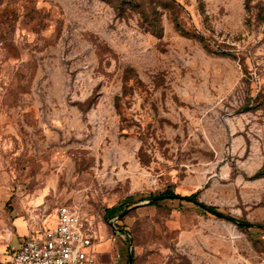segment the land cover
Here are the masks:
<instances>
[{
  "label": "rangeland",
  "instance_id": "1",
  "mask_svg": "<svg viewBox=\"0 0 264 264\" xmlns=\"http://www.w3.org/2000/svg\"><path fill=\"white\" fill-rule=\"evenodd\" d=\"M62 204L97 264H264V0H0V242Z\"/></svg>",
  "mask_w": 264,
  "mask_h": 264
},
{
  "label": "built area",
  "instance_id": "2",
  "mask_svg": "<svg viewBox=\"0 0 264 264\" xmlns=\"http://www.w3.org/2000/svg\"><path fill=\"white\" fill-rule=\"evenodd\" d=\"M95 245L79 209L62 204L53 222L31 231L4 264H97Z\"/></svg>",
  "mask_w": 264,
  "mask_h": 264
},
{
  "label": "crops",
  "instance_id": "3",
  "mask_svg": "<svg viewBox=\"0 0 264 264\" xmlns=\"http://www.w3.org/2000/svg\"><path fill=\"white\" fill-rule=\"evenodd\" d=\"M9 220L11 226L3 233L5 238L0 242V264H4L11 252L18 249L31 232V220L24 218L21 213L12 212Z\"/></svg>",
  "mask_w": 264,
  "mask_h": 264
},
{
  "label": "trees",
  "instance_id": "4",
  "mask_svg": "<svg viewBox=\"0 0 264 264\" xmlns=\"http://www.w3.org/2000/svg\"><path fill=\"white\" fill-rule=\"evenodd\" d=\"M261 173H262V170H259V171L256 172L255 175H256V176H260ZM158 195L161 196V197L156 198V199H152V200L150 201V203H152V204L157 203L158 199H160V198H167V197H169V198H183V197H182V194H179V193L175 192V191H174L173 189H171V188L166 189L163 193L158 194ZM153 196H156V195H153ZM153 196H150V198H152ZM187 196H188V197H187L186 199L196 202L199 206L205 208L206 210H208V211H210V212H212V213L217 214V211H219V210H217V208H216L215 205H209V204H206V203L203 202V201L198 200V198H197V194H196V193H192V194L187 195ZM233 218H234V217H233ZM235 219H236V218H235ZM237 220H238V219H237ZM239 221L241 222V223H239V225H241V226L254 225V224H250L251 222H248V221H243V220H239ZM256 225L261 226L262 224H261V223H258V224H256ZM122 229H123V228H122ZM132 256H133V253L130 254V258H132Z\"/></svg>",
  "mask_w": 264,
  "mask_h": 264
},
{
  "label": "water",
  "instance_id": "5",
  "mask_svg": "<svg viewBox=\"0 0 264 264\" xmlns=\"http://www.w3.org/2000/svg\"><path fill=\"white\" fill-rule=\"evenodd\" d=\"M159 197H161V196L156 195V196H153V197L150 198V199L152 200V199H156V198H159ZM182 197H183V198H187L188 196H187V195H182ZM217 214H219V215H221V216H223V217H225V218H227V219H230V220L234 221V222L237 223V224L241 223L239 220H237V219L233 218L232 216H230V215H228V214H225V213H223V212H221V211H217ZM123 215H124V213H120V214H119L120 217L123 216ZM111 225H112L114 228H116V225H115L114 222H111Z\"/></svg>",
  "mask_w": 264,
  "mask_h": 264
}]
</instances>
